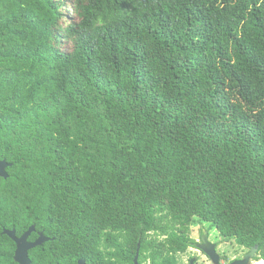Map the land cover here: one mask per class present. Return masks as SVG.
<instances>
[{"label":"trees","instance_id":"trees-1","mask_svg":"<svg viewBox=\"0 0 264 264\" xmlns=\"http://www.w3.org/2000/svg\"><path fill=\"white\" fill-rule=\"evenodd\" d=\"M0 161V232L61 264H177L196 224L264 261V0H0Z\"/></svg>","mask_w":264,"mask_h":264},{"label":"rangeland","instance_id":"rangeland-1","mask_svg":"<svg viewBox=\"0 0 264 264\" xmlns=\"http://www.w3.org/2000/svg\"><path fill=\"white\" fill-rule=\"evenodd\" d=\"M70 9H66V14H69ZM205 230L210 237L212 243L217 244V252L222 257V263L228 264L234 259H242L245 256L247 249H244L236 244L234 240L223 239L216 229L210 224H196L190 230V236L193 240L198 238V233ZM152 237V236H151ZM155 237V236H153ZM165 238L160 237L159 241H163ZM177 264H190L192 260H195V264H207V258L195 248H189L186 253L178 254L176 256ZM257 261H252V264H258ZM144 264H150L149 262Z\"/></svg>","mask_w":264,"mask_h":264},{"label":"flooded vegetation","instance_id":"flooded-vegetation-1","mask_svg":"<svg viewBox=\"0 0 264 264\" xmlns=\"http://www.w3.org/2000/svg\"><path fill=\"white\" fill-rule=\"evenodd\" d=\"M15 231V237L17 239H21L28 231L22 233L20 236H17V232L15 229H6V228H2L0 235L2 236V242L9 245V248L13 251V261L15 262V264H18L15 261V255H16V251L18 249V245L15 239H12L9 235V233ZM43 236V245L38 246V247H42L44 249V253H45V259H44V264H61V258H62V251L60 250L57 254H54L53 252V247H51L50 243L51 241H53V238H50L48 236H46L42 231H38L35 229V231H33L31 233V235L28 237V242L30 244L35 243L36 241H38L40 239V237ZM205 239H207L208 244L205 245V243H207L205 241ZM196 249L197 251H200L208 260L207 264H213V261L211 259V257L209 255H207L204 251H203V246L205 245L209 250L212 249L211 245H215V251L216 254L219 256V262L220 264H224L222 263V257L218 254L217 252V244L212 243L210 241V237L207 234V232L205 230H202L201 232L198 233V238H196ZM33 248L29 251V258L31 260V264L34 263L35 260H33V252L38 248ZM251 250V249H250ZM247 250L246 254L250 251ZM245 254V255H246ZM244 257V256H243ZM241 259V258H240ZM240 259H234L233 261L229 262L228 264H231L232 262L236 261V260H240ZM194 263L196 262L195 260Z\"/></svg>","mask_w":264,"mask_h":264},{"label":"water","instance_id":"water-1","mask_svg":"<svg viewBox=\"0 0 264 264\" xmlns=\"http://www.w3.org/2000/svg\"><path fill=\"white\" fill-rule=\"evenodd\" d=\"M9 166L10 165H8L6 161H0V178H8L7 168ZM33 231H35V227H31L29 231L21 239H17L15 237V231L9 233L10 237L12 239H15L18 245V249L15 255V261L18 264H31V260L29 258V251L33 248L43 245L44 242L43 236H41L40 239L33 244H30L28 242V237L31 235ZM205 241L207 242L205 243V245L208 244L207 239H205ZM205 245L203 246L202 249L207 255L211 257L213 264H220L219 256L216 254L215 251V245H211L212 246L211 250H209ZM258 252L259 249L257 247L252 248L242 259L236 260L231 264H252V261L258 258ZM138 261H139V249L136 258L134 260V264H139ZM78 264H86V263L85 261H79ZM190 264H195V263L194 261H191Z\"/></svg>","mask_w":264,"mask_h":264},{"label":"bare ground","instance_id":"bare-ground-1","mask_svg":"<svg viewBox=\"0 0 264 264\" xmlns=\"http://www.w3.org/2000/svg\"><path fill=\"white\" fill-rule=\"evenodd\" d=\"M258 264H264V261L259 262Z\"/></svg>","mask_w":264,"mask_h":264}]
</instances>
